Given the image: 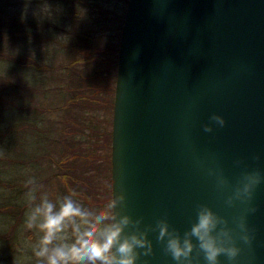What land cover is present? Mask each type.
<instances>
[{
  "label": "water",
  "instance_id": "1",
  "mask_svg": "<svg viewBox=\"0 0 264 264\" xmlns=\"http://www.w3.org/2000/svg\"><path fill=\"white\" fill-rule=\"evenodd\" d=\"M212 114L226 124L205 132ZM110 155L111 196L123 191L141 227L166 218L182 235L207 205L230 228L245 220L235 264H264V182L248 203H225L245 171L264 175V0L127 1ZM156 235L137 264H175Z\"/></svg>",
  "mask_w": 264,
  "mask_h": 264
},
{
  "label": "trees",
  "instance_id": "2",
  "mask_svg": "<svg viewBox=\"0 0 264 264\" xmlns=\"http://www.w3.org/2000/svg\"><path fill=\"white\" fill-rule=\"evenodd\" d=\"M101 1L0 0V264L20 256L29 178L52 200L95 188L96 117L112 110L103 95L113 74L101 24H86L84 11ZM27 5L50 10L32 17ZM110 167L108 157V192Z\"/></svg>",
  "mask_w": 264,
  "mask_h": 264
},
{
  "label": "clouds",
  "instance_id": "3",
  "mask_svg": "<svg viewBox=\"0 0 264 264\" xmlns=\"http://www.w3.org/2000/svg\"><path fill=\"white\" fill-rule=\"evenodd\" d=\"M209 120L204 125L205 132H212L213 124L221 128L226 124L217 114ZM261 182L264 175L260 171H245L226 205L232 207L236 200L248 203ZM26 184L31 187L25 194L29 206L24 226L36 233L31 250L37 264H137L141 256L153 254L150 232L157 233L156 241L175 264H193V253L202 254L205 264H220L221 256L228 264H235L241 249L233 233L239 229V239L251 241L243 217L234 220L233 229L207 205H197L195 221L181 235L166 218L158 219L154 226L141 227L143 218L134 220L126 213L123 191L114 193L113 189L106 205L91 208L84 206L75 193L52 200L47 194L37 195L39 186L34 178Z\"/></svg>",
  "mask_w": 264,
  "mask_h": 264
},
{
  "label": "rangeland",
  "instance_id": "4",
  "mask_svg": "<svg viewBox=\"0 0 264 264\" xmlns=\"http://www.w3.org/2000/svg\"><path fill=\"white\" fill-rule=\"evenodd\" d=\"M127 1L128 0H102L99 8L94 9L89 7L84 11L86 24H101V29H103L101 33H104L105 35L106 45L103 48L104 50H102L104 52L103 58L104 60L109 61V66L107 65L106 69H109L111 76L113 74V82L110 81L109 85L107 84L108 88L103 95V97H106L104 98L106 101L108 97L111 99L113 98L114 101V93H111V88H113V90L115 89L118 47ZM26 8L28 14L32 17L38 16L50 10L47 5H27ZM102 13L103 15H101ZM111 61H115V67L114 65L112 66ZM107 104H101L102 108L99 109L100 112H98L99 114L96 117L99 122L98 126L100 128V134L99 138L96 140L97 145L94 146L95 150L92 154V159H95L96 165L98 166L99 177H95L94 182L92 183L95 185V188L89 191L90 197L85 193L79 194L78 197L76 196V198H78L84 206L91 208H102L111 198V182L109 179L108 192V179L106 172L105 174L103 172V168H106L107 166V159L109 157L110 160L111 156V142L109 144L107 133L111 132L113 107L112 110H110ZM24 225L21 227L19 232L22 242L19 245L16 244V248L20 253V256H18L16 261L12 260L11 262L5 264H37L36 258L33 256L31 250L32 245L36 240V233L34 230L26 229Z\"/></svg>",
  "mask_w": 264,
  "mask_h": 264
}]
</instances>
